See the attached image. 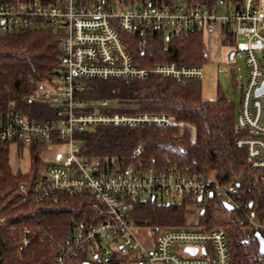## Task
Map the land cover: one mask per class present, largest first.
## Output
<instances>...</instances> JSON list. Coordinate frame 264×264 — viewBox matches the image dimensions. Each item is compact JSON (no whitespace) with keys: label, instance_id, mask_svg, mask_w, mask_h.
Returning <instances> with one entry per match:
<instances>
[{"label":"built area","instance_id":"1","mask_svg":"<svg viewBox=\"0 0 264 264\" xmlns=\"http://www.w3.org/2000/svg\"><path fill=\"white\" fill-rule=\"evenodd\" d=\"M224 26L230 28L234 37L246 38L243 49L246 75L239 112V124L246 135L237 143L246 149L249 166L259 171L258 181L264 189V90L256 95L264 81V0H215L212 6L197 0H175L165 6L123 5L101 0H0L1 33L48 27L58 31L61 67V74L41 87L40 92L41 98L53 106L54 117L36 120L14 112L1 115L0 142L10 152L20 144L26 147L31 142L40 141L48 146L61 143L63 149L54 150L52 159L40 169L41 196L86 192L94 199L93 210L100 215L95 224L85 229L75 227L54 246L53 264H89V260L114 253L130 254L138 264H229L228 238L222 227L206 232L196 225L168 228L159 232L148 248L142 246L135 235L130 212L140 199L160 202L191 199L187 207L197 219L207 200L215 196L239 213L241 221L249 226L251 237H255L256 231L263 234L264 219L255 218L254 204L248 207L249 201L242 198L238 180L219 183L172 169L140 170L110 165L80 154V133L95 125L163 122L179 126L175 138L182 136L185 126L190 128L193 141L192 125L175 123L163 114L130 117L102 111L109 105L107 100L91 103L78 95L90 79H145L151 73L201 78L200 65L165 62L152 67L137 66L126 49L124 35L144 37L188 28L213 34L217 27L222 30ZM140 151V147L135 150ZM174 245L181 246V253L172 250ZM187 247L196 251L191 253ZM82 255L85 257L80 261Z\"/></svg>","mask_w":264,"mask_h":264},{"label":"trees","instance_id":"2","mask_svg":"<svg viewBox=\"0 0 264 264\" xmlns=\"http://www.w3.org/2000/svg\"><path fill=\"white\" fill-rule=\"evenodd\" d=\"M123 5L154 4L165 6L175 0H101ZM209 6L215 0H197ZM222 42L232 44L230 28L221 30ZM199 29L188 28L144 37L124 35L126 49L139 67L159 63L193 66L207 61V46ZM59 33L53 28L20 29L0 32V116L14 112L29 119L54 117L51 104L41 96V87L61 74ZM79 99L95 103L107 100L102 111L136 115L171 117L175 123L139 122L123 125H95L80 133V154L99 158L110 165L140 170H176L189 176L227 183L238 180L244 201L254 204L253 215L264 219V189L259 171L249 166L246 149L237 141L246 131L236 120L235 103L220 92L206 99L201 95V79L164 77L151 73L145 79H90ZM44 142L19 145L17 155L27 148L28 169L11 164L10 149L0 142V264H53L55 245L75 227L88 228L100 215L93 210L94 199L86 192L74 195L55 193L41 196L40 169L47 164L41 156ZM140 147V152H135ZM20 185H23L20 187ZM191 199L182 202L137 200L131 208L135 227L148 228L154 234L184 227ZM239 213L227 210L218 197L208 199L197 217L196 227L204 232L215 227L225 229L230 250L229 264H264L258 241L241 221ZM249 238L246 239V236ZM264 236V232H263ZM79 258L80 261L84 259ZM126 258L116 253L89 260V264H120Z\"/></svg>","mask_w":264,"mask_h":264},{"label":"rangeland","instance_id":"3","mask_svg":"<svg viewBox=\"0 0 264 264\" xmlns=\"http://www.w3.org/2000/svg\"><path fill=\"white\" fill-rule=\"evenodd\" d=\"M221 37V36H220ZM219 37L218 31L213 34H203L207 46V61L202 64V76H201V95L203 98L211 99L218 96L220 92L228 95L235 103L236 120L239 123L240 112V98L243 91L242 82L246 75V66L244 62L245 51L238 47L239 43H245L246 38L244 36L234 37V42L229 44L222 42V38ZM230 52H233L232 59L227 60V56ZM264 68V63H263ZM264 104V95L262 96ZM63 149L61 143L47 146L41 153L45 162L52 159L54 150L60 152ZM18 150L10 152V159L12 166L21 171L28 169V156L27 148H24L20 156L17 155ZM197 219L188 214L185 222V226L196 225ZM135 235L139 242L145 248H148L152 243V239L157 235L151 232L148 228L135 227ZM173 251L181 253V246L174 245ZM126 258L120 264H138L136 258L127 254Z\"/></svg>","mask_w":264,"mask_h":264},{"label":"water","instance_id":"4","mask_svg":"<svg viewBox=\"0 0 264 264\" xmlns=\"http://www.w3.org/2000/svg\"><path fill=\"white\" fill-rule=\"evenodd\" d=\"M238 47L240 49H244L245 48V43H240L238 45ZM232 55H233V52H230L229 55L227 56V60L228 61H230L232 59ZM263 90H264V81L262 82L261 86L257 89L256 95L261 94L263 92ZM57 158H58V156H57ZM210 197H211V195H210ZM198 200H200V197L198 198ZM252 204L253 203L250 201L248 203V207H251ZM224 206H225V208L228 211L231 210V206L226 205V204H224ZM202 213H203V211H202ZM254 236H255V238L258 241L259 253L260 254L264 253V236H263V234L260 231H256L255 234H254ZM186 250L189 251V252H191V253H194L196 251V248L187 247ZM201 250L203 251V248ZM84 264H87V263H84Z\"/></svg>","mask_w":264,"mask_h":264},{"label":"crops","instance_id":"5","mask_svg":"<svg viewBox=\"0 0 264 264\" xmlns=\"http://www.w3.org/2000/svg\"><path fill=\"white\" fill-rule=\"evenodd\" d=\"M216 31H218V33H219V37L221 36L220 38H222V32H221L220 27H217V30H216ZM216 31H215V32H216ZM239 44H240V43H239Z\"/></svg>","mask_w":264,"mask_h":264}]
</instances>
